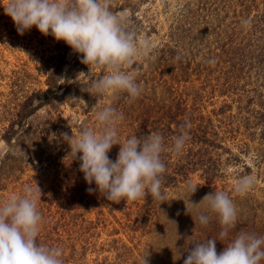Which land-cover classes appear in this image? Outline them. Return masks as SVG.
<instances>
[{
    "label": "rangeland",
    "instance_id": "1",
    "mask_svg": "<svg viewBox=\"0 0 264 264\" xmlns=\"http://www.w3.org/2000/svg\"><path fill=\"white\" fill-rule=\"evenodd\" d=\"M111 10L139 45L149 44L123 69L142 85L132 103L125 93L96 99L81 91L103 70L77 67L79 54L35 27L21 36L0 6V202L21 195L25 184L39 187L38 242L62 248L64 264H184L190 237L219 240L215 215L202 226L198 215L208 214L206 204L190 203L216 190L228 193L239 213L225 244L239 231L264 236V0H113ZM50 85L59 99L47 102L42 93ZM141 102L157 105L152 123L163 117L173 123V114L191 127L207 123L218 135L207 137L206 147L186 143L180 154L164 143L168 173L189 163L186 150L207 148V168L198 165L167 181L164 201L146 196L113 203L87 191L96 186L85 181L62 134L72 135L69 122L74 135L84 127L98 131L96 112L109 105L123 114L121 142L147 135L152 130ZM119 148L113 146L111 160ZM248 175L256 184L236 193L234 186ZM189 185L198 187L192 196ZM216 247L220 252L225 245Z\"/></svg>",
    "mask_w": 264,
    "mask_h": 264
},
{
    "label": "clouds",
    "instance_id": "2",
    "mask_svg": "<svg viewBox=\"0 0 264 264\" xmlns=\"http://www.w3.org/2000/svg\"><path fill=\"white\" fill-rule=\"evenodd\" d=\"M113 0H0L6 15L13 20L18 34L23 36L33 27L44 36L63 41L89 70L99 68L103 75L94 78L81 91L97 97L125 93L128 103L142 94L133 72L124 71L137 56L146 52L149 44L137 43L136 34L125 28V20L112 10ZM245 27L250 21L242 22ZM176 59H180L179 56ZM211 62V61H210ZM89 71V72H90ZM98 131L84 127L74 135L63 133L70 147L69 155L78 159L79 170L90 193L98 191L108 201L120 203L136 201L146 196L164 201L162 191L166 165L161 159L165 151L164 138L159 133L138 137L133 135L121 142L118 122L123 114L106 105L96 112ZM187 119L180 125V133L173 138L174 154H180L190 139ZM120 145L115 161L109 158L113 146ZM256 184V177L248 175L239 180L234 191L246 194ZM198 187L189 185L191 196ZM41 190L25 184L21 195H12L0 202V264H64L63 249L38 242L42 215L38 210ZM191 198V197H190ZM193 207L206 204L207 213L198 215L202 226H207L215 215L221 227L219 240L209 238L193 242L188 248L184 264H264V236L255 232L239 231L229 239L238 221V209L228 193L216 190L206 194L199 203L190 199ZM187 213L190 214L186 206ZM192 216V215H191ZM194 219V218H193ZM195 221V219H194ZM225 245L217 251V242ZM147 264V260H144Z\"/></svg>",
    "mask_w": 264,
    "mask_h": 264
},
{
    "label": "trees",
    "instance_id": "3",
    "mask_svg": "<svg viewBox=\"0 0 264 264\" xmlns=\"http://www.w3.org/2000/svg\"><path fill=\"white\" fill-rule=\"evenodd\" d=\"M79 64L77 65V67H81L82 64L80 61H78ZM75 64H77L75 62ZM52 85V84H51ZM50 85L49 89L46 92L42 93V96L44 97V100L47 102H51L54 101L56 99H59V96H57L54 93V90L52 89V86ZM36 95L34 94L33 97H35ZM26 107L29 106V102H27L25 104ZM154 106V107H153ZM157 108V105H152L150 103H145V102H141L140 103V108L141 109V115L144 116L145 119L144 122L149 123V127L151 128V133H159L163 136L164 138V143H167L169 146L173 147V138L180 133V123L177 122L176 120V116L174 117L173 114H171L172 116L169 117L170 121H173V123H175V127H173V123H163L161 122V120L164 118H161V120H157L155 121V123L152 121V113L155 115H158L159 112H155V109ZM164 116L166 115V113L163 114ZM24 116V114L19 115L18 117L22 118ZM156 117V116H154ZM167 117V116H165ZM151 122V123H150ZM26 128L27 132H30L31 128H29V124H27L26 126H24V129ZM22 129V128H21ZM188 134L190 136V139L186 142L190 145L194 144H199L202 146H207V142H210V139H207V137H217V133L213 131V129L207 130V123L205 126L203 125H199L197 128L195 127H190V129H187ZM21 134H23V129L21 131ZM186 153H188V159H189V163H187L186 165H182L181 169L175 170L172 173H168L167 170L169 169L168 167V163L165 160V157L163 156L164 152H162L161 154V159L163 160V162L166 165V172L163 174V181H162V189L165 188L166 182L169 180H176V177H178V175H182V176H187V174H189V169H193V167L198 166V165H202L203 167L207 168V161L204 160V154L207 153V148H200L197 151H194V149H188L185 151ZM196 156V157H195ZM198 157V158H197ZM180 160H182V157H179ZM198 159V160H197ZM191 167V168H190ZM152 198V197H151ZM149 198V199H151Z\"/></svg>",
    "mask_w": 264,
    "mask_h": 264
}]
</instances>
